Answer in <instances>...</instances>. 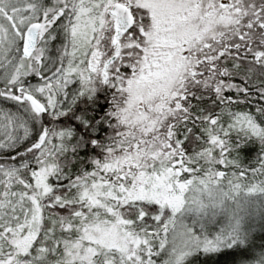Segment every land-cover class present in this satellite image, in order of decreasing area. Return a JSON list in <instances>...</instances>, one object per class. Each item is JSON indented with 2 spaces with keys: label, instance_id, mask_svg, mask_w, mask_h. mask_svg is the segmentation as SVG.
Wrapping results in <instances>:
<instances>
[{
  "label": "snow or ice",
  "instance_id": "snow-or-ice-1",
  "mask_svg": "<svg viewBox=\"0 0 264 264\" xmlns=\"http://www.w3.org/2000/svg\"><path fill=\"white\" fill-rule=\"evenodd\" d=\"M0 264H264V0H0Z\"/></svg>",
  "mask_w": 264,
  "mask_h": 264
}]
</instances>
